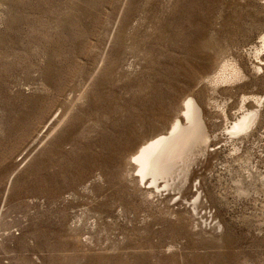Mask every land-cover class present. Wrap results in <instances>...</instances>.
Segmentation results:
<instances>
[{
  "label": "rangeland",
  "instance_id": "obj_1",
  "mask_svg": "<svg viewBox=\"0 0 264 264\" xmlns=\"http://www.w3.org/2000/svg\"><path fill=\"white\" fill-rule=\"evenodd\" d=\"M263 29L264 0H0V264H264V106L205 166L221 231L126 179L188 93L214 132L264 94L246 53ZM228 57L246 77L214 94Z\"/></svg>",
  "mask_w": 264,
  "mask_h": 264
},
{
  "label": "bare ground",
  "instance_id": "obj_2",
  "mask_svg": "<svg viewBox=\"0 0 264 264\" xmlns=\"http://www.w3.org/2000/svg\"><path fill=\"white\" fill-rule=\"evenodd\" d=\"M246 53L253 71L264 73V29ZM221 61L204 80L214 94L218 85L236 84L246 77L243 68L232 57ZM249 102L252 104L247 107ZM213 104L219 106L215 100L210 102V107ZM263 106L264 94H242L236 109L238 115L229 119L223 105L224 127L214 132L207 118L209 107H204L188 93L170 125L150 133L131 152L126 179L135 183L147 200L184 204L192 211L196 224L221 231L222 225L215 217L203 187L205 166L222 147H229L231 154L239 153L240 144L262 124Z\"/></svg>",
  "mask_w": 264,
  "mask_h": 264
}]
</instances>
